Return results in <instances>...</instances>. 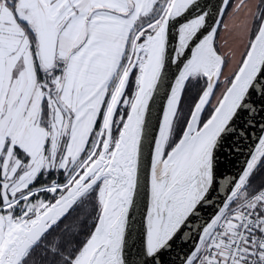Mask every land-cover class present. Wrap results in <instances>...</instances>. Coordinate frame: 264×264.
I'll list each match as a JSON object with an SVG mask.
<instances>
[{
    "label": "snow or ice",
    "instance_id": "obj_1",
    "mask_svg": "<svg viewBox=\"0 0 264 264\" xmlns=\"http://www.w3.org/2000/svg\"><path fill=\"white\" fill-rule=\"evenodd\" d=\"M0 264H264V0H0Z\"/></svg>",
    "mask_w": 264,
    "mask_h": 264
}]
</instances>
